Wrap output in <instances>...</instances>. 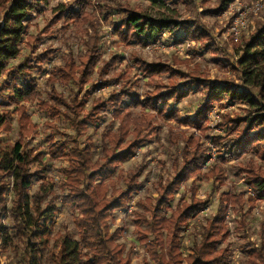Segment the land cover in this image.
<instances>
[{"label":"rangeland","instance_id":"374dc122","mask_svg":"<svg viewBox=\"0 0 264 264\" xmlns=\"http://www.w3.org/2000/svg\"><path fill=\"white\" fill-rule=\"evenodd\" d=\"M2 1L0 0V3ZM256 1L258 0H232L222 12L214 14L217 7L216 0H182V2L171 4L169 11H161V13L164 17L173 16L176 21H191L202 33L207 35V38L198 40L183 38V28H174L150 42L134 41L125 44L114 32V27L119 23L123 12L116 5L126 6L132 10L139 8L140 11L152 16H156V10L142 0H88L83 12L90 14L93 21L98 24L100 60L87 82L77 93L78 100L85 93L87 94L85 98H82L84 106L80 115L84 117L91 113L92 117H96L97 115H93L91 111L94 105L98 101L109 99L114 93H119L122 88L130 89L132 94H137L140 101L144 100L146 94L154 88L148 79L142 76L140 67L136 64V62H142L168 66L175 73L173 84L180 90L183 88L182 85L189 81V78L182 77V74H194L203 81L201 85L185 87L183 92H186V96L174 104L181 119L185 116L192 119L198 108L206 101V92L213 86H216L215 91L219 92L225 82L241 83L237 62L242 56V41L249 37L257 22H264V0L259 1L261 7L259 6V9L253 12ZM70 3H73V0H49L37 12L33 11L29 16L27 36H39V41L35 43L31 56L46 50L51 51L52 54L50 59L40 66L42 71L34 69L32 72L37 96L35 100L24 104L27 108V116L31 121V126L27 127L28 133L22 137L19 136L16 114L12 115L9 131H0V154H9L17 140H20L26 149H30L31 157L38 154L37 159L29 163L27 167L28 172L34 175L31 178L32 186L27 194L31 196L42 193L41 186L43 188L52 187L49 196L44 198L46 200L43 205L52 201L58 210L49 242V246L52 247L50 253L53 254H57L59 249L56 233L72 239L77 238L78 228L74 223L78 213L69 204H62V196L68 194V190L63 189L68 179L64 169L69 168L70 165L72 167L73 163L69 158L60 154L51 155L50 148L61 144H65L66 149L77 147L84 150L88 148L91 162L103 164L102 135L106 131L115 132L118 124V119L113 117L111 108H108L99 114L104 115L105 118L93 120L86 124L83 134H77L74 133L68 122L54 114L50 108L41 110L37 106L39 101H49L47 93L50 92L51 87L47 80L52 77L51 70L54 67L62 66L61 58L70 53L74 61L77 62L78 56H82L85 51L82 31L86 29L90 32L88 24L79 27L71 22L67 28H64L67 22L56 20V8L60 4ZM109 6L112 9L108 10ZM236 17L242 21V25H238L239 36L237 40H234L230 28ZM2 20L3 13L0 11V26ZM55 21L57 23H52ZM19 49L20 54L10 62V66L18 64L28 56V48L20 46ZM112 58H116L114 67L101 72L104 63ZM117 76H120V79L112 82ZM54 77L56 81L54 87L57 93L68 102L71 95L70 89L76 91L75 86L72 83L62 84L57 74ZM168 79V75H161L159 79L157 77L156 81L159 80L164 85H168ZM103 81L110 83L104 84ZM166 90L167 88L162 92H166ZM248 90L256 93L254 87H248ZM126 103H128V99L124 98V104L120 105L124 106ZM56 107L62 109V106L56 105ZM8 109L13 110L14 108L7 107L5 103L0 105V111ZM247 109L246 104L232 102L226 94H223L219 101L212 103L202 123L205 131L191 125L177 124L171 120L157 121L155 122L156 131L148 136V141L138 145L128 160L115 166L113 174L103 183L105 199L109 200L120 197L119 193L123 189V177L125 178L129 171L140 170L137 179L140 184L139 188L122 208L109 210L107 212L108 219L105 222L107 231L109 233L116 232L118 235L115 243L124 246V255L130 252V264H156L152 261L149 253V247L153 244L152 234H149L148 226L145 223L136 228V224L139 223L137 217L149 218L145 207L154 205L158 184L173 177L174 160L177 159L176 161L181 162L180 155L185 145L184 139L189 137L199 139L198 145L206 150L205 157L201 161L198 176L190 177L187 181L182 182L173 193L169 205L170 210L165 215L169 217L171 211L190 204L192 195L195 200L202 203L196 214L179 226L180 264H186V259L192 255L193 247L201 241L203 227L213 219L219 209L222 210L225 236L216 244L215 248L228 250L226 264H247L250 254L259 248L261 232L264 235V198L254 197L252 187L247 184V178L252 174L247 175V173L250 169L254 172L259 170L264 176V160L256 151H249L221 164L217 157L219 151H223L224 148L219 150L212 143L214 137H225L224 128L221 127L225 116L243 117ZM127 110L133 118L153 113L146 107L143 109L130 107ZM132 127V125L129 126V132ZM244 130V125L239 124L238 132H244ZM170 131L173 134H170ZM236 133L229 136L228 139L234 137ZM127 138L130 139L131 135H128ZM171 138L177 140L176 144L172 143ZM227 142L229 141H223L224 144ZM256 145L258 149L264 147L263 141ZM106 147H108L107 144ZM215 164L222 166L221 181H213L211 177H206ZM3 181H7V179L5 178ZM222 195H225L228 200L219 204ZM234 196H240L241 204L233 202ZM248 198L252 201V206H250ZM11 200L12 195L8 191L3 201L6 212L2 217V223L8 228L13 226L10 213ZM28 202L30 210L32 204L30 201ZM242 224L243 227H241ZM139 237H144L143 241H139ZM160 239L165 252V235L162 234ZM0 255L14 264H21L9 249H1Z\"/></svg>","mask_w":264,"mask_h":264},{"label":"trees","instance_id":"16d2710c","mask_svg":"<svg viewBox=\"0 0 264 264\" xmlns=\"http://www.w3.org/2000/svg\"><path fill=\"white\" fill-rule=\"evenodd\" d=\"M49 0H3L0 3V11L3 13V20L0 26V105L4 103L14 109L1 110L0 131L7 132L10 129V120L16 114V121L19 136L22 137L31 126L30 118L27 116L25 103L35 100L37 93L34 90L35 82L32 79L34 69L42 71V64L50 59L51 51H43L31 56L35 43L39 41V36H27L28 18L33 11H38L43 4ZM115 1V0H112ZM156 10V16L140 11L139 8L132 10L126 6L117 4V8L122 10L119 23L114 27L117 37L128 44L130 42H150L161 36L162 33L172 31L171 29L183 28V38L198 40L207 38L199 28L191 21H176L173 16L164 17L161 11H169V6L182 0H142ZM232 0H216L217 7L214 14H218ZM88 0H73L70 4H60L56 12L57 21H66L64 28L74 22L81 27L88 24L89 31H82L83 46L85 51L82 56H78L77 62L72 55L61 58L62 66L54 67L47 82L50 85V92L47 93L48 102L39 101L37 106L41 110L50 108L54 114L68 122L74 133L83 134L86 124L93 120L105 118L99 115L100 112L111 108L112 115L118 119L115 132L106 131L102 135L103 164L92 163L89 156V149L80 150L77 147L66 149L65 144L55 148H50L51 155L60 154L71 160L72 167L64 169L68 179L63 189L68 190L67 195L62 196V204H69L78 215L75 218L77 238L72 239L66 235L55 234L58 237L59 249L57 254L50 253L49 242L53 232V223L58 210L52 201L43 205L46 196L52 187L43 188L42 193L31 196L27 194L32 186L30 174L27 170L29 163L35 161L36 154L31 157L30 149H26L20 140H17L9 154H0V239L1 249H9L13 252L17 261L21 264H130V252L124 255V246L115 243L118 235L107 231V212L119 210L130 196L139 188L137 179L140 170L129 171L126 179L123 177V189L119 193V198L105 199V186L103 183L113 174L114 168L120 162L128 160L134 153V149L148 141V136L156 131L155 122L160 120H171L177 124L195 126L201 131H205L202 123L205 120L213 102L219 101L223 94L232 102H241L248 106L243 117L235 115L230 118L225 116L221 127L224 128L225 137H214L212 143L220 150L217 160L222 164L230 159L240 157L249 151H256L264 160V147L258 149L256 144L264 143V22H257L254 30L247 39L242 41V56L238 59L239 78L241 83L233 81L225 82L219 92L213 86L206 92V101L201 105L194 117L189 119L185 116L180 118L174 104L181 101L186 92L185 87L201 85L203 81L196 75L182 74V77L189 78V81L182 85V89L174 86V72L168 66L157 64H145L136 62L139 65L142 76L146 77L153 86V90L148 92L145 99L140 101L137 94H132L130 89H123L119 93H114L107 100L98 101L92 108L93 115L84 117L80 115L84 106L86 93L81 99H77V93L87 82L94 67L100 60V49L98 48L99 33L97 32V22L93 21L90 14L83 12ZM112 7H108V10ZM57 21L52 23H57ZM51 24V23H50ZM173 26V27H172ZM50 27V26H49ZM25 36L26 39H25ZM20 46L28 48V56L10 66V62L20 54ZM115 59H110L104 63L101 72L113 68ZM35 63L32 64L31 62ZM59 75L60 82L64 85L72 83L76 91L70 89V100L67 102L57 93L55 75ZM168 75V85H164L157 77ZM120 76L114 78L116 82ZM159 81V82H158ZM110 83L109 81H103ZM256 88V93L248 90ZM166 92L162 90L166 89ZM124 98L128 103L124 106ZM62 106V109L56 107ZM130 107H146L152 114L143 117H131L127 110ZM125 108V109H124ZM154 124H153V123ZM239 124L244 125V132H238ZM132 130L129 132V126ZM237 132V133H236ZM234 137H230L233 134ZM250 133V134H249ZM170 134L171 133L170 131ZM128 135L131 138L128 139ZM172 143L177 140L171 138ZM197 138H185V145L181 151V162L173 163L174 175L158 184L157 196L152 207H145L146 217H137L140 224L148 226V232L152 234V246L149 253L152 261L156 264H180L179 254V226L182 222L190 219L201 207L202 203L194 199L191 203L182 208L171 211L169 217L166 213L170 210V202L173 193L182 182L190 177L199 174L201 161L205 157L206 150L198 145ZM229 141L226 144L223 141ZM106 144L108 147H106ZM255 144V145H254ZM255 146V147H253ZM31 158V159H30ZM33 158V159H32ZM32 160V161H31ZM221 164L213 165L211 172L206 177H211L213 181H221L223 172ZM44 170V169H43ZM247 184L252 188L255 198H264V176L262 172H254L250 169ZM7 181H3V179ZM7 182V183H3ZM10 191L12 195L10 213L13 220L12 228L5 227L2 217L6 212L3 203L6 193ZM240 196H234L233 202L241 204ZM250 206H252V201ZM228 198L222 195L219 204H223ZM32 206L29 210V202ZM222 210L219 209L212 220L203 227L201 241L192 249V255L186 259V264H226L229 252L227 249L217 250L216 244L223 239L225 233L222 225ZM244 225L242 224L241 227ZM166 237L165 252L161 242V235ZM139 235L143 236L141 233ZM143 238H138L143 241ZM259 248L250 254L247 264H264V235L261 232ZM54 248L56 246H53Z\"/></svg>","mask_w":264,"mask_h":264},{"label":"built area","instance_id":"2783aa9c","mask_svg":"<svg viewBox=\"0 0 264 264\" xmlns=\"http://www.w3.org/2000/svg\"><path fill=\"white\" fill-rule=\"evenodd\" d=\"M259 1L260 0L256 1V3L254 4L255 7L253 8V12H256L259 9V6H260V2ZM241 11L242 12H245L243 10H241ZM238 25H242V21L240 19H238V17H236L234 19V22H233L232 27L230 28L231 35H232V37H233L234 40H237V37L239 36V29H238L239 26ZM0 254H1V239H0ZM0 264H14V263L12 261H10V260H7V259L3 258L0 255Z\"/></svg>","mask_w":264,"mask_h":264}]
</instances>
